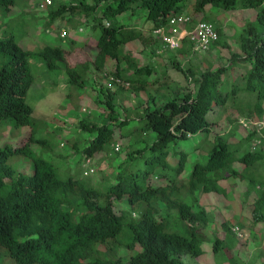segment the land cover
Wrapping results in <instances>:
<instances>
[{
	"label": "trees",
	"instance_id": "16d2710c",
	"mask_svg": "<svg viewBox=\"0 0 264 264\" xmlns=\"http://www.w3.org/2000/svg\"><path fill=\"white\" fill-rule=\"evenodd\" d=\"M17 1L0 0V126L7 121L13 128L37 127L32 118L33 110L27 103V94L34 85L29 59L42 61L50 71L63 70L67 83L77 89H84L87 84L95 89L97 82L92 76L96 73L100 74V79L105 78L102 75H109L120 83L110 81L116 86L113 92L102 85L96 88L102 97L93 101L96 106L104 107L103 113L87 110L92 120L74 113L79 139L72 140L70 152L71 155L80 154L78 165L87 181L74 176L65 180L59 178L54 165L40 156L47 143L35 137L34 129L22 145L13 146L7 142L0 145V260L10 259L16 264H184V256L198 258L202 255L204 237L199 231L200 227L207 228L210 222L206 210L197 205L199 196H195L223 195L225 189L220 182L229 179L246 182V194H256L251 220L264 222V170L256 179L255 172H249L264 163V131L262 136L252 131L234 143L230 138L237 134V128L227 130V136H211L213 123L207 118L214 108L225 105L228 100L227 92L220 90V86L232 67L245 70L241 77L244 87L236 85L232 92L238 94L245 90L256 95V98H249L239 114L255 120L264 116L261 103L264 100V0L190 1L192 18L202 14L207 6L209 11L216 10L212 13L216 18L223 12L237 9L256 10V15L238 30L239 53L231 54L227 65L196 73L171 60L172 68L194 87L189 92L179 86L173 89L166 81L161 86L157 78L152 82L153 85L158 82L156 91L162 93L157 99L148 98L146 94L154 67L149 64L141 67L125 49L126 44L134 41L145 45L148 38L142 29L118 22L116 17L127 12L130 15L144 12L146 22L151 23V36V31L166 25L170 16L180 15L188 0H52L47 7L45 26L49 28L56 20L63 22L69 26L64 30L65 39L69 41L65 46L48 44L39 52L24 49L13 31L4 30L15 9H21L22 16L25 14ZM213 26L218 39L210 45V51H215L219 45L226 46L220 43L223 38L220 27ZM82 28L89 31L81 42L68 33L69 29ZM96 31L98 36L93 39ZM57 36L60 38V33ZM156 53L151 50V55ZM190 53L186 41L175 51L177 56ZM112 63L114 71L107 70ZM163 74L165 76V72ZM126 90L135 96L146 94L148 101L142 103L145 107L136 118L127 113L120 116L116 109L118 92ZM132 120L137 121L138 126L122 134V129ZM5 127L9 125L5 124L3 129ZM81 132L86 136L81 137ZM135 132L139 134L135 136ZM199 133L203 138L211 136L210 147L195 149L200 153L207 151L205 162H195L190 172L180 178L187 153L173 151L174 156L179 155L177 165L172 168L174 177L169 179L164 173L157 174L156 177L166 180V184L151 185L155 169L168 166V146L178 140L192 139ZM150 134L156 137L151 145L136 149L137 144L147 143L145 138ZM254 137L260 141L257 147L249 145ZM122 138L129 139L131 146L124 159H137L149 152L144 160L145 170L136 169L137 166L129 169L122 160L111 175L102 172L100 181L91 182L92 175L84 176L87 166L83 165L89 161L87 170H92L94 175L103 158L113 162L109 152L120 154ZM80 143L84 145L82 150ZM37 145L39 148L34 149ZM245 145L247 149L243 150ZM12 156L28 161L31 172L21 171L19 164L18 168L8 164ZM186 199L191 201L186 202ZM113 200L125 202L126 209L116 214ZM177 221L185 225L183 233L169 231L171 222ZM220 228L231 233L226 222L221 223ZM122 233L125 240L119 238ZM218 234L213 233L212 251L215 253L223 241ZM120 251L133 254L124 260L118 254Z\"/></svg>",
	"mask_w": 264,
	"mask_h": 264
},
{
	"label": "rangeland",
	"instance_id": "374dc122",
	"mask_svg": "<svg viewBox=\"0 0 264 264\" xmlns=\"http://www.w3.org/2000/svg\"><path fill=\"white\" fill-rule=\"evenodd\" d=\"M43 0H18L17 3L20 4L25 9V14L21 15V9L17 8L12 12L11 22L8 28L14 32L18 44L31 52H39L48 44H62L67 45L68 39L58 38L57 33H61L62 30H66L63 22L56 20L49 28L45 26V16L48 12L41 11L38 9L37 5ZM57 1V0H54ZM66 1V0H65ZM91 1V0H88ZM194 0H188L185 4L181 14L191 15L192 4L188 3ZM214 10V9H213ZM211 11V12H210ZM207 6L202 12L198 20L204 18L215 26H219L223 33V38L220 43L226 46L219 45L215 51H208L203 53L193 54L191 59H188L185 55L177 56L173 51H164L162 47V41L160 38H154L149 36V27H151L150 22H146L145 15L143 13H138L130 15V12L124 13L116 17L118 22L130 23L143 30V33L148 38V43L145 45L139 41H134L126 44V50L129 51L133 57L138 61V64L143 67L145 65H152L154 71L150 76L151 85L147 89V97L154 96L155 99L161 96L160 91H156L158 88L156 83H160L162 86L163 81H166V85L171 86V88L176 89L177 86L182 87L184 91L189 92L193 89V83L185 79L183 74L177 72L172 68L170 63L171 60H176L178 63L182 64L185 69L191 68L196 73L204 71L209 67L218 68L225 66L229 63V58L233 53H239L237 44V33L238 30L243 27L249 21L254 20L256 15V10H234L229 12H223L218 18L213 17L212 11ZM40 17V19H36ZM9 31V32H11ZM89 29L82 28V30H68V33L76 37V41L81 42L88 35ZM92 35V34H91ZM98 36V31H96L92 38L95 39ZM149 36V37H148ZM160 51L156 53L155 56L151 55V50ZM190 60V61H189ZM29 67L32 72L34 79V85L27 94V103L33 110L32 118L37 123V127H20L13 128L9 122L5 121L0 126V145L7 142L9 145H22L26 142L27 135L31 132V129L35 131V137L44 139L47 143L46 150L40 151V156L45 160L51 162L56 168L57 175L62 180L67 179L69 176H74L75 178L82 180L83 182L88 179L83 178L82 169L78 165V159L80 154L71 155L70 144L73 139H79V134L77 133L78 120L77 117H89L91 114L87 110H95L97 113H103V108L98 107L94 103L96 97H102V94L97 92L98 86H105L107 83L104 79H100V74H93L92 77L96 79L97 84L92 88L91 85H86L84 89H77L70 86L66 77L62 71H50L47 70L42 61H37L35 59L28 60ZM114 64H109L106 68L107 70L114 71ZM243 68L232 67L231 70L227 71L222 80L220 90L227 92L228 100L223 106H218L214 108L212 113L208 114L207 118L213 123L211 126L210 135H229L227 130L236 129L237 134L231 136L230 140L234 143L238 142L247 133L254 130V125L248 122V127H244L241 121H248L246 116L239 114L243 110V106L248 103L249 98H256V95L249 94L245 90H241L238 94L232 92L236 89V85L240 88L244 87V80L241 79ZM245 71V70H244ZM165 72V76H163ZM158 82L153 85V81ZM152 79V80H151ZM167 79V80H166ZM116 87L112 90L115 91ZM146 94L135 96V93L128 92V90L123 92H118L117 94V110L120 116H124V113L131 114L130 117L136 118L142 107L144 108L145 103L148 101L146 99ZM148 97V98H149ZM264 107V100L261 101ZM137 107V108H136ZM136 108V109H135ZM77 113L75 116L74 113ZM123 118V117H122ZM91 120L93 118H90ZM264 123V116L260 119ZM255 121V120H253ZM5 124L9 125V128L3 126ZM138 126V122L132 120L128 125L122 129V134L126 130H133ZM264 130V129H263ZM126 134V133H125ZM137 136L139 133H133ZM151 135V136H150ZM146 136L145 140L147 143H140L135 146L137 149L145 147V144L151 145L152 141L156 139L154 134ZM81 137L86 136L85 133L80 134ZM211 136H206L203 138V134L199 133L194 135L192 139L188 140H178L175 143H171L166 149L169 151L168 157L166 159L168 166L162 168L158 166L151 176V185H163L166 184V180L163 178L156 177L157 174H166V177L172 179L174 177V168L177 165V157L174 156L173 151L182 150L187 153L186 164L184 172L181 174L180 178L185 177L195 162L203 164L207 159V151L200 153L198 150L201 146L210 147L211 146ZM254 139L252 141H256ZM64 143L61 147L60 144ZM86 144V143H85ZM122 149L120 154L113 152L110 153V158L114 159L113 162H109L106 158H103L97 168L94 175L90 178L91 182L96 181L100 178L102 172L106 173V176L112 174L119 163L125 160V165L137 166L136 169L144 171L147 165L144 164V160L149 156V152H145L141 157L137 159H124L125 154L130 150L129 139H121ZM80 150L84 147L83 143L79 145ZM39 145L35 146L34 149H38ZM198 148L197 151L195 149ZM202 148V150H203ZM247 146L245 145V148ZM39 152V151H37ZM20 159V161H18ZM22 157L12 156L8 159V164L13 167L21 168V171L26 173L31 172V165L26 160H21ZM108 159V158H107ZM18 161V162H17ZM17 162V163H16ZM260 165L259 169H251L249 172H255L251 175L256 179L258 174L263 173L264 163ZM263 171V172H262ZM156 177V178H155ZM248 177V176H247ZM101 179H98L100 181ZM259 180V179H257ZM220 185L225 189L223 195H218L216 193L196 195L199 196L197 199V205L203 207L209 218L210 222L207 228L200 227V234L203 235L204 241L201 244V249L203 251L202 255L198 258H193L190 256H184L182 261L184 264H264V222H253L251 220V210L252 204L256 198L254 192L246 194V182L237 183L233 179L229 181H221ZM257 186V185H256ZM186 202H190L191 199H186ZM113 207L116 214L126 209V203L123 201L113 200ZM198 208V207H196ZM226 222L230 227L238 226L244 233L243 238L237 240L234 238L232 233H227L221 230L220 224ZM170 232L183 233L185 231V225L181 222H171ZM231 231V230H230ZM213 233H219L220 238L223 240L221 243V248L216 253L212 251ZM121 240H125L124 233L119 236ZM103 251L104 248H101ZM127 259L133 253H127L120 251L118 253ZM5 259V258H4ZM0 260V264H16L14 261L7 259Z\"/></svg>",
	"mask_w": 264,
	"mask_h": 264
},
{
	"label": "built area",
	"instance_id": "2783aa9c",
	"mask_svg": "<svg viewBox=\"0 0 264 264\" xmlns=\"http://www.w3.org/2000/svg\"><path fill=\"white\" fill-rule=\"evenodd\" d=\"M52 4V0H43L38 4L39 9L44 10ZM190 18L184 15L170 16L168 18L166 26H162L153 31V35L159 36L163 42L164 48L167 50H176L180 47L182 40H187L191 46L193 53L207 52L210 45L218 39V33L214 29V26L206 21H198L194 25L190 26ZM65 33L61 34L63 38ZM115 83H119V80H113ZM248 122L253 124L254 130L259 136H262L264 129V123L261 121H241L244 127H248ZM260 141L256 140L251 145L256 147ZM87 164L89 161L86 162ZM92 172V170H89ZM232 233L238 238H243V232L237 226H234Z\"/></svg>",
	"mask_w": 264,
	"mask_h": 264
},
{
	"label": "clouds",
	"instance_id": "9594fccd",
	"mask_svg": "<svg viewBox=\"0 0 264 264\" xmlns=\"http://www.w3.org/2000/svg\"><path fill=\"white\" fill-rule=\"evenodd\" d=\"M40 2H41V1H40ZM40 2H39V3H40ZM39 3H38V4H39ZM38 8H39V7H38ZM40 10H41V9H40ZM180 15L188 16V17L190 18V20H191V21H190V26H191V25H194V24H195L196 22H198V21H206V20H202V19H200V20H198V19L194 20L195 18H192L191 15H188V14H180ZM172 16H175V15H172ZM206 22H209V21H206ZM209 23H211V22H209ZM166 24H167V23H166ZM211 24H212V23H211ZM212 25H213V24H212ZM164 26H166V25H164ZM160 27H162V26H160ZM160 27H159V28H160ZM156 29H157V28H156ZM154 30H155V29H154ZM154 30H153V31H154ZM153 31H151V37L157 38V36L153 35ZM63 32L66 33V31H64V30L61 31V33H60V38H61V39H65V38H66V34H65V36H64L63 38L61 37V34H62ZM158 38H160V37L158 36ZM160 39H161V38H160ZM161 41H162V40H161ZM183 41H186V42H187V40H185V39L182 40L181 43H180V47H181ZM187 43H188V42H187ZM188 44H189V43H188ZM189 45H190V44H189ZM162 47H163V50H164V51H171V50H167V49L164 48L163 42H162ZM180 47H179L178 49H180ZM178 49H176V50H178ZM158 50H159V49L156 50L157 53L160 52V51H158ZM176 50H173V52H175ZM209 50H210V48H209ZM209 50H208V51H209ZM191 51H192V50H191ZM208 51H207V52H208ZM192 53H193V52H192ZM181 65H182V64H181ZM182 66H183V65H182ZM102 76H105L104 80H105L106 83H107L105 86H104V85H103V86H104V87H107V88H108L109 90H111V91L116 87L115 84H119V83H120V80H119V83H115L114 81H112L113 83H115V84H112V83H110L111 80L109 79V78H112V77H110L109 75H102ZM247 119L250 120V121L255 120V119H249V118H247ZM255 121H261V120H255ZM263 131H264V130H263ZM263 131H262V132H263ZM254 132L256 133V131H254ZM256 135H258V134L256 133ZM253 142H254V141H251V142L249 143V145H250L251 147H252L251 144H252ZM63 144H64V143H61L60 146L62 147ZM256 147H257V146H256ZM84 166H87V168H85L86 170H84V176L93 175V171H92V172H89V170H87V169H88V164L85 163V164L83 165V167H84ZM233 227H234V225L231 227V229H232ZM237 227H238V226H237ZM231 229H230V230H231ZM231 233H232V230H231ZM232 234H233V233H232ZM233 235H234V234H233ZM234 237L237 238L235 235H234ZM237 239H238V238H237ZM238 240H239V239H238Z\"/></svg>",
	"mask_w": 264,
	"mask_h": 264
},
{
	"label": "crops",
	"instance_id": "0c3cea01",
	"mask_svg": "<svg viewBox=\"0 0 264 264\" xmlns=\"http://www.w3.org/2000/svg\"><path fill=\"white\" fill-rule=\"evenodd\" d=\"M200 16H201V14L200 15H198L197 17H194L195 19L194 20H196L197 18H200ZM190 50H191V46H190ZM177 51V50H176ZM168 52V51H167ZM193 54H197V53H192V51H191V53L189 54V55H186V57L188 58V59H191V57H192V55ZM200 54V53H199ZM190 61V60H189Z\"/></svg>",
	"mask_w": 264,
	"mask_h": 264
}]
</instances>
